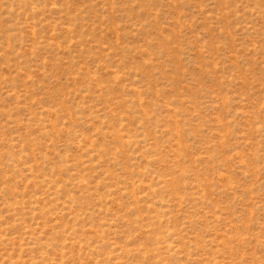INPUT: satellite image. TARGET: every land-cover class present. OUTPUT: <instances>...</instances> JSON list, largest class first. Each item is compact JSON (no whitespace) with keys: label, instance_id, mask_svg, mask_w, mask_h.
I'll return each mask as SVG.
<instances>
[{"label":"rangeland","instance_id":"obj_1","mask_svg":"<svg viewBox=\"0 0 264 264\" xmlns=\"http://www.w3.org/2000/svg\"><path fill=\"white\" fill-rule=\"evenodd\" d=\"M0 264H264V0H0Z\"/></svg>","mask_w":264,"mask_h":264}]
</instances>
